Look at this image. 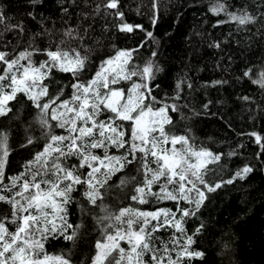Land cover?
Returning a JSON list of instances; mask_svg holds the SVG:
<instances>
[{
	"label": "snow or ice",
	"instance_id": "snow-or-ice-1",
	"mask_svg": "<svg viewBox=\"0 0 264 264\" xmlns=\"http://www.w3.org/2000/svg\"><path fill=\"white\" fill-rule=\"evenodd\" d=\"M31 3L37 5L41 0ZM71 3L75 4L76 0ZM156 8L153 0V25ZM102 10L119 21L116 27L120 32L144 31L142 25L125 21L121 0H104L103 9L97 4L95 14L100 15ZM62 11L67 14L68 8ZM209 11L227 18L217 20L214 27L226 23L246 27L264 19V14L258 17L247 10L230 11L224 0H215ZM29 15L36 19L32 13ZM82 15L84 20L89 17L88 13ZM7 19L0 9L3 31L23 35V24H9ZM90 28L88 25L81 32L79 24L75 28L69 26L62 38L53 42L55 47L41 49L30 42L14 56L0 50V117L12 112L10 102L22 94L37 109V123L44 129L45 138L41 150L23 165V171L7 175L10 134L0 129V203L7 204L10 210L0 213V264H73L70 252L49 253L46 244L50 240L63 238L74 242L78 238L81 225H73L68 217L69 207L76 203L73 193L80 188L88 204L102 213L95 217L100 237L95 242L91 264H148L145 257L151 264H191L203 259L205 253L192 247L194 236L200 233L203 224L189 234L186 220L197 216L208 199L207 193L222 187V183L210 184L206 177L209 165L218 163L223 153L197 147L188 135L170 130L173 120L169 112H177L179 106L152 95L150 82L161 69L151 60L143 66L136 65L133 53L138 49H117L114 56L103 59L90 77L85 78L90 60L84 41ZM36 35L42 33L34 34L32 41ZM146 35L153 37L150 31ZM72 41H78L79 46L72 47ZM210 46L221 47L219 42ZM37 55L45 59L36 61ZM54 72L69 74L71 79L67 84L57 81L58 90L52 95L50 84L45 81L54 80ZM243 76L264 89V69L254 75L249 68ZM123 82H130V87H121ZM183 83L177 84L174 99L180 98ZM225 83L216 80L212 86ZM187 87L192 88V84L188 83ZM65 89L71 90L70 95L61 99ZM242 99L248 101L250 97ZM204 108L207 110L208 104ZM53 127L62 129L64 134H55ZM246 135L253 137L259 146V158L264 153V135L257 132ZM34 143L28 137L21 147ZM72 160L75 163H70ZM133 164H138L137 172L142 179L129 199L138 205L170 201L175 210L126 206L109 211L103 200L105 192L112 187L110 181ZM252 171L251 166H245L223 183L232 184ZM135 179V176H121L116 186L124 188ZM80 208L83 210V205ZM162 229L171 230L170 239L162 242V247H155L152 238Z\"/></svg>",
	"mask_w": 264,
	"mask_h": 264
},
{
	"label": "trees",
	"instance_id": "trees-1",
	"mask_svg": "<svg viewBox=\"0 0 264 264\" xmlns=\"http://www.w3.org/2000/svg\"><path fill=\"white\" fill-rule=\"evenodd\" d=\"M214 2L156 0L157 19L153 25V0H121L125 21L142 25L144 29L123 33L116 27L119 23L117 19L106 16L103 10L100 15L95 14L96 5L100 4L103 9L104 0H76L75 4L71 0H41L37 5H33L31 0H0V9L8 18L6 23H22L25 29L21 35L16 31L4 32L0 27V50L14 56L28 47L30 42L41 49L55 47L53 42L59 41L69 26L75 28L79 24L83 32L85 27L91 25L84 41L90 60L85 78L90 77L103 59L114 56L117 49H138L133 53L136 65L143 66L150 60L158 65L161 71L150 82L152 95L160 101L179 106L177 112H169L173 120L170 130L175 134L188 135L197 147L223 153L218 163L209 165L210 171L206 177L210 184L222 183V187L207 193L208 199L197 216L186 220L189 234L203 224L200 233L194 236L192 247L205 255L191 264H264V153L257 158L259 146L253 137L246 135L251 132L264 135V89L243 76L249 68L254 75L264 69V19L246 27L235 23L214 27L217 20L227 19L223 15L214 16L209 11ZM224 2L230 11L239 13L247 10L258 17L264 14V0ZM65 7L68 8L67 14L62 11ZM29 13L36 19H32ZM83 13L89 14L87 20L83 19ZM149 31L153 33L152 38L146 35ZM37 33L42 35H36L32 41L31 37ZM216 42L220 43V48L210 46ZM141 44L143 47H140ZM71 46L78 47L79 42L72 41ZM43 59V55L35 57L36 61ZM53 76L54 80L45 81L50 84L49 92L52 95L58 90L57 81L67 84L71 79L69 74L60 72H54ZM216 80L227 83L212 86ZM181 81L184 83L181 84L180 98L174 99L177 84ZM188 83L192 84V88L187 87ZM120 86L127 89L130 82H123ZM70 92V89H65L61 99L67 98ZM243 96L250 99L245 101ZM205 104H208L207 110ZM9 106L12 112L0 117V129L10 134L11 154L6 174L16 175L41 150L45 138L44 129L37 123V109L31 101L20 94ZM53 131L64 134L62 129L55 127ZM28 137H32L35 143L21 147ZM115 154L119 155L118 152ZM245 166L253 168L246 178H237L232 184L223 183ZM137 167L138 164L127 166L110 181L112 187L105 192L103 200L109 211L126 206L145 210L157 207L175 210L174 203L170 201L138 205L129 199L135 185L142 179ZM121 176H135L136 179L120 188L116 185ZM82 191L80 188L73 193L76 203L69 207L68 217L73 225H81L78 238L74 242L61 238L46 244L49 253L70 252L73 264H91L94 245L100 237V226L95 217L102 213L99 208L88 204L81 195ZM80 205H83V210ZM8 211L9 206L0 203V213ZM170 236V229H162L154 234L152 243L155 247H162V242H167ZM145 259L151 264L148 257Z\"/></svg>",
	"mask_w": 264,
	"mask_h": 264
}]
</instances>
